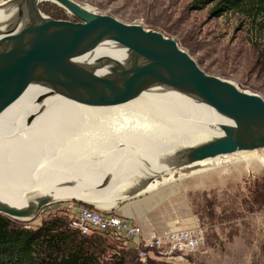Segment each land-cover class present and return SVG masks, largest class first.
Masks as SVG:
<instances>
[{
  "label": "bare ground",
  "instance_id": "bare-ground-1",
  "mask_svg": "<svg viewBox=\"0 0 264 264\" xmlns=\"http://www.w3.org/2000/svg\"><path fill=\"white\" fill-rule=\"evenodd\" d=\"M17 18L16 9L0 11V21L14 22ZM32 31L30 19L10 31L0 27V58L26 45ZM91 56L92 61L90 56L80 60L90 64L109 56L124 62L127 55L126 50L118 45L105 43ZM104 72L97 70L99 75ZM117 73L120 78L136 84L137 88L150 76L144 66L135 65L122 67ZM94 86L101 99H111L117 105L104 106L91 101L89 97L93 92L59 79L46 89L31 87L24 97L0 116V209L7 206L24 209L36 197L52 193L57 194V201H85L92 192H85V187L79 185L66 184L75 179L74 171L84 173L90 169L86 167L89 160L96 166L113 164L123 170L127 167L140 170L138 175L143 180L139 176H129L123 181L122 186L135 181L127 188L129 191L141 187L155 188L170 179L176 181V165L172 163L176 151L221 137L222 126L231 123L214 108L165 88H155L132 97L112 77L102 79ZM84 135L97 136L101 140L89 142ZM71 142H78V148H68ZM99 142L111 147L113 155L132 151L135 158L132 161L151 163L144 167L124 166L122 159L119 161L118 158V163H115L106 159V156H112L109 151L99 150ZM78 155L80 158L72 159V156ZM236 157L248 163L254 160L264 162V149L204 161L200 163L203 168L197 173L212 170L207 167L218 159L226 158L222 164H227ZM75 165L77 169H74ZM143 168L147 171H142ZM92 170L84 175L88 186L116 178L113 172L109 175L104 172L103 178H98L100 173ZM69 173L72 177L68 176ZM143 173L154 176H143ZM180 177L184 175L180 174ZM118 188H114L110 197L116 194ZM104 199L109 198L101 196L91 203Z\"/></svg>",
  "mask_w": 264,
  "mask_h": 264
},
{
  "label": "rangeland",
  "instance_id": "rangeland-1",
  "mask_svg": "<svg viewBox=\"0 0 264 264\" xmlns=\"http://www.w3.org/2000/svg\"><path fill=\"white\" fill-rule=\"evenodd\" d=\"M4 1L7 0H0V4ZM74 1L97 14L112 16L127 24H139L175 39L208 75L231 81L242 90L264 98V15L253 19L241 12L216 10L221 0ZM41 10L56 20L78 22L66 9L53 3H47ZM84 138L89 142L101 140L97 136ZM76 144L78 142H71L68 148L76 149ZM99 144V150L109 151V155L113 156H106V159L115 163H118L117 158L119 161L122 159L121 164L124 166L144 167L151 163L132 161L135 159L132 151L113 155L111 147L105 143ZM76 158L80 156H72V159ZM224 159H218L207 167L212 170L176 181L170 179L157 185V189L145 187L133 191L122 190L119 196L126 195L127 198L112 205L132 202L131 206L135 204L141 208V202L136 199L150 198L155 211L145 216L147 225L150 230L160 233L174 229L176 222L181 219L193 216L199 218L207 227V245L199 252L187 255L181 264H264V208L252 209L253 205L248 203L254 185L264 181V162L254 160L248 163L236 157L222 164ZM103 165L110 167L113 164L98 166ZM74 167L78 168L77 165ZM86 167L90 169L82 170L84 173L74 171L75 177L84 176L96 165L89 160ZM143 170L147 171L145 168ZM69 175L72 177L71 173ZM142 175L154 176L146 173ZM138 176L143 180L141 175ZM99 177L103 178V175ZM78 202L84 203L76 199L57 201L34 219L7 217L21 227L36 230L52 219L68 220L66 213L69 206ZM84 204L97 210L110 209L105 204ZM136 223L139 224L138 221ZM87 239L104 243V247L98 251V264H116L118 258L123 256H128L134 264H149L150 260H156L149 259L142 263L134 249L104 236L95 235ZM156 262L172 264L165 260Z\"/></svg>",
  "mask_w": 264,
  "mask_h": 264
},
{
  "label": "water",
  "instance_id": "water-1",
  "mask_svg": "<svg viewBox=\"0 0 264 264\" xmlns=\"http://www.w3.org/2000/svg\"><path fill=\"white\" fill-rule=\"evenodd\" d=\"M44 3L66 9L78 22L53 19L41 10ZM4 9H16L18 18L14 22L1 20L0 27L10 31L30 19L33 31L26 45L0 58V116L31 87L46 89L59 79L93 92L89 97L91 101L104 106L117 105L111 99H101L94 86L96 82L112 77L132 97L155 88H165L214 108L231 121L222 126L221 137L176 151L172 159L176 165V180L182 179L180 174L184 177L196 175L203 168L200 163L204 161L264 149V98L242 90L231 81L208 75L175 39L139 24H127L112 16L97 14L74 0H7L0 4V11ZM105 43L125 49V61L109 56L90 64L80 60L90 56L92 61V53ZM131 65L144 66L149 72V78L139 88L117 73L120 68ZM101 69L105 72L97 74ZM125 176L120 173L112 181L104 180L88 186L87 178L77 175L66 186L79 185L85 187L87 193L104 191L122 186ZM126 198V195L119 196L117 202ZM56 202L57 194L52 193L36 197L24 209L4 207L0 214L18 220L34 219ZM112 204L105 203L108 207Z\"/></svg>",
  "mask_w": 264,
  "mask_h": 264
},
{
  "label": "trees",
  "instance_id": "trees-1",
  "mask_svg": "<svg viewBox=\"0 0 264 264\" xmlns=\"http://www.w3.org/2000/svg\"><path fill=\"white\" fill-rule=\"evenodd\" d=\"M221 1L216 10L241 12L253 19L264 15V0ZM248 203L253 205L252 209L264 208V181L254 185ZM88 207L95 209L90 205ZM87 238L71 231L68 220L62 218L49 220L33 230L21 227L0 214V264H98V251H101L104 243ZM156 261L150 260L149 264H161ZM116 264L134 262L128 256H123L118 258Z\"/></svg>",
  "mask_w": 264,
  "mask_h": 264
},
{
  "label": "built area",
  "instance_id": "built-area-1",
  "mask_svg": "<svg viewBox=\"0 0 264 264\" xmlns=\"http://www.w3.org/2000/svg\"><path fill=\"white\" fill-rule=\"evenodd\" d=\"M66 216L71 231L82 237L100 235L117 241L134 249L142 263L156 259L181 264L187 255L207 245V227L196 216L177 221L174 229L163 233H146L132 219L79 202L69 206Z\"/></svg>",
  "mask_w": 264,
  "mask_h": 264
},
{
  "label": "crops",
  "instance_id": "crops-1",
  "mask_svg": "<svg viewBox=\"0 0 264 264\" xmlns=\"http://www.w3.org/2000/svg\"><path fill=\"white\" fill-rule=\"evenodd\" d=\"M93 170L97 171L98 174L100 173L99 176H102L104 172H106L107 175H109L111 172H113L112 173L113 177H117L120 173H125L126 176L124 177V180L127 179L129 176H134L135 177V176H138V174H139V171L136 168L127 167L126 169L123 170L122 168H119V166H117V165L110 166V167H107V166H104V165H103V167H100V166L97 165ZM99 176H98V178H99ZM134 182L135 181H132V182H130V184H126L125 186H122L121 188H118L116 194L113 197H110V195L113 194L114 188L106 190V191H103V192H99V193L92 192L90 194V196H88V199H85V198L84 199H85V201L91 202V201H95V200L99 199L101 196H105V197H108L109 199H104L103 201H100L99 204L115 203L119 199V193L122 190L127 189L129 186L133 185ZM157 188L156 187L155 188L152 187L151 189H157ZM172 194H174V192H172ZM149 199L150 198H148V197L147 198L136 199V201L141 202L140 203L141 208L140 207H136L135 204L133 206H131L133 203L132 202H127V203L122 204V205L121 204L120 205H116V206L109 205L110 209L109 208L108 209H109V211H112L116 215H120V216L126 217L128 219H132L134 222L138 221L139 225L143 228V230L146 233H149L151 230L148 228L147 219H146L147 217H145V216L149 215V214L151 215V213H153L155 211L154 204L151 203V201H149ZM165 199H166V197L163 198V200H165ZM148 203H151V204H148ZM158 233H160V232H158Z\"/></svg>",
  "mask_w": 264,
  "mask_h": 264
}]
</instances>
